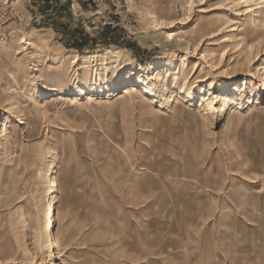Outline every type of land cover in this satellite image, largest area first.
<instances>
[{
    "label": "rangeland",
    "instance_id": "obj_1",
    "mask_svg": "<svg viewBox=\"0 0 264 264\" xmlns=\"http://www.w3.org/2000/svg\"><path fill=\"white\" fill-rule=\"evenodd\" d=\"M152 1L164 16L186 14L189 25L176 31L203 30L217 18L232 19L224 27L244 23L241 0L233 8L230 0H192L190 10L189 0ZM257 1L263 7L256 17L263 20L264 0ZM149 5L0 0V264H264V43L253 48L244 72L215 78L229 82L226 89L206 82L191 98L181 75L173 89L172 75L163 81L169 89L163 95L148 92L137 81L144 68L183 59L166 47L164 30L150 29ZM204 6L208 12H199ZM24 36L34 45L20 46ZM77 43H83L79 50ZM34 48L39 59L29 57ZM231 51L230 61L246 59ZM199 56H187L186 77ZM54 58L63 70L59 82L53 74L44 79ZM227 60L221 70L232 72ZM118 64L134 69L138 92L121 102L117 94L130 88L126 73L114 79ZM96 69L109 88L95 82ZM52 84L60 91L48 92ZM77 85L92 89L78 96ZM59 96L82 99L75 107L52 100ZM49 160L59 184L55 260L43 235Z\"/></svg>",
    "mask_w": 264,
    "mask_h": 264
},
{
    "label": "bare ground",
    "instance_id": "obj_2",
    "mask_svg": "<svg viewBox=\"0 0 264 264\" xmlns=\"http://www.w3.org/2000/svg\"><path fill=\"white\" fill-rule=\"evenodd\" d=\"M230 1L231 2H229V4L227 5L228 7L233 8V6H236V4L234 2L235 0H230ZM253 1L254 0H241L242 6L241 5L240 6L243 7V14H241V16H245V18L243 19L244 23L239 28H237V26L235 24H230V25L228 24L226 27L229 29L226 30V32H228L229 34L227 35V34H222L221 31L224 28H226V27H224V25L227 24L229 21H232V19L228 20L226 18L225 22H221L220 19L217 18L218 15L216 16V18H217L216 23L213 22L214 24L212 25V27L200 30L199 26H193V27L188 28L187 30H178V31L173 30V28L178 26V25H183V27H186L189 25L186 14H185L184 18H178V17L172 18V16H169V17L164 16L162 14V12L160 11V9L158 8V6L152 0H149L150 5L147 9V15H148V22L150 25V29H152L155 32L164 30L163 34H164V37L166 39V41H165L166 47H168L171 50V52H176V51L183 52V59L181 61H177L176 59H175L176 61L172 60V61L168 62L165 66H157L156 64L152 63V64H150V66L144 68L145 69L144 73L146 75L145 78L141 79L140 77H138L137 81L142 82L145 91L151 92V91L157 89L159 91V93H161V95H163V92L165 93L166 89L168 88L166 83H163V81H165L168 77L173 75V77H174L173 89H175V88H178V86H179V78L177 76L181 75V77L184 78V81H183V84L181 86L182 88L181 87L180 88L183 89L184 91H186L187 95L191 98H194V96H195L194 91H195L196 87L197 88L202 87L203 86L202 84L206 83V82L209 83V87H211L215 90L226 89L225 86L229 82H225V81L215 82V78L233 79L237 75V74H234V70H238L240 74L242 71L244 72L245 70L243 68V65L246 62L250 61L249 56L251 55L253 48L255 46H260L261 44L264 43V21H263L264 19L258 20L256 17L258 15H261V8L263 6L258 5L261 3L260 0H258L260 3H256V2L254 3ZM263 2H262V4H263ZM192 4H193V1L189 0V10L191 9ZM212 5L220 6L219 2H216ZM218 6L212 8V9H220ZM223 6H224V4H223ZM206 8L207 7L204 6L201 9H199L198 11L202 12V13H206V12H208V10H206ZM240 18L242 19V17H240ZM235 31H238V33L237 34L234 33ZM237 37H239V38H237ZM17 42L18 41H16V43ZM205 42H206V44H205V46H203V44ZM33 43L34 42H32L31 39H27V38H25V36L21 37L20 41H19L20 46L21 45H34ZM19 44H18V46H19ZM146 44L148 45V44H150V42H147ZM208 46H213L215 48H211V47L209 48ZM34 47H39V46H34ZM34 49L36 50V51L34 50L35 53L31 54L29 56L31 59L36 58L35 56H37L39 54L38 50L40 51L39 48H34ZM230 50H232L231 53L232 52H235V53L239 52L240 55L244 54L243 56H246V59L245 60L239 59L236 62H234L235 60H233V59L230 61V59L232 58L231 56L228 55V52ZM21 51L22 50H17V51L15 50L14 56L20 55ZM188 55H191V56L200 55V56L198 57V60H196L192 63L191 75L189 73L190 76L186 77L187 65H185V62L188 58L187 57ZM17 59L20 62L23 61V58L21 56L17 57ZM36 59H39V58H36ZM56 60H57V58H54L53 62H52L53 64L48 65V68L50 67L49 68L50 70L47 71L46 76H45L46 78H44V79L49 80L48 76L51 74L54 75L56 82L57 81L59 82L62 80V78H64L63 77L64 75H62L63 74L62 66L61 65L54 66L56 64ZM116 60H118V59H116ZM225 60H227L228 63L234 62L233 65L231 64L232 65V72L229 71V69H228L229 67L224 69V70H221V68L223 67L222 64L225 63ZM112 61H114V59ZM73 63H77V55L73 56ZM121 63H123V62H121ZM205 64H206V66H204ZM115 65H117V64H115ZM42 66L43 67L39 71V73H40L39 77L40 78H43V73H44L43 70L45 69L46 65L43 64ZM26 67L27 66L24 63H21L19 66V70L26 71ZM109 69H110V67H109ZM111 71L113 73L112 75L114 76L115 80L117 78L122 79V77H123L122 75L124 73H126L125 78H126L127 86H129V88L131 90L130 91L129 89L124 87L123 88V94H117V97L115 98L116 101L121 102L125 98V96H132V95L135 96L138 93V92H136V88L134 86V82H135L134 77L136 75V73L134 72V69H128V70L124 71L123 68H121L118 64V66H115L113 68V70H111ZM153 72H156L155 76H154L155 77V83L152 81L150 82V80L148 79V75L152 74ZM99 73L100 72H98L97 69L94 70V74H95V76H97V78H96L97 81H95V82L97 84L99 83V86L104 85L105 88H109L111 86L110 81L106 78L104 80H102ZM263 75H264V65H263ZM225 77H227V78H225ZM76 80H77V84L80 83V80L78 78H76ZM60 89H61V87L57 84H52V85L47 86V91L50 93L60 91ZM91 89L92 88L80 87L78 85L76 86V92H77L78 96H82V95L87 94L88 91H90ZM102 89H103V87L101 86L99 88V90H102ZM157 90H156V93H157ZM168 90L169 89H167V91ZM235 91L238 92L237 90H235ZM243 91L236 93L235 100L239 99V98H237L238 94L241 95V97L243 96ZM263 91H264V87H263ZM225 97H227V95ZM214 98H216V101H218V99H220V95L217 94L216 96H214ZM80 99H82V98L75 97V96L73 98H64L62 96H59L58 98H52V100H54L56 102L57 101L60 102V101H64V100L68 101L71 105H74V106L78 105V100H80ZM173 100H174V98H172L170 101H173ZM222 100H225V99H222ZM222 100H220V101H222ZM233 100L232 99L230 100L228 98L225 101L232 103ZM225 101L222 104L221 103L220 104L222 106L226 105ZM208 106L209 107H207V108L209 110L214 109L213 105H211L210 103L208 104ZM11 110H12V113L16 112L15 111L16 108H14V107ZM217 112H218V110L216 111V113ZM199 129L202 130V126L201 125L199 126L198 124H196L195 130H197L198 133H199ZM0 138H1V134H0ZM0 144H1V141H0ZM44 180H45L46 186H47V200H46L45 210H44L43 235L45 237V249L51 251V253L53 255L52 257L55 260L58 258L57 249L59 247V242H58V239L56 237V225H55L56 215H57V207H56L57 191H58L59 184H58V180H57V176H56V164H55L54 160L53 161L49 160L47 162L46 168L44 171ZM52 264H56V263L53 262Z\"/></svg>",
    "mask_w": 264,
    "mask_h": 264
},
{
    "label": "trees",
    "instance_id": "obj_3",
    "mask_svg": "<svg viewBox=\"0 0 264 264\" xmlns=\"http://www.w3.org/2000/svg\"><path fill=\"white\" fill-rule=\"evenodd\" d=\"M82 44H83V43H81V44H78V43H77V45H76V46H78V47H76V49H77V50H79V49H80V47H82V46H83Z\"/></svg>",
    "mask_w": 264,
    "mask_h": 264
}]
</instances>
